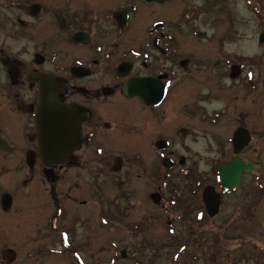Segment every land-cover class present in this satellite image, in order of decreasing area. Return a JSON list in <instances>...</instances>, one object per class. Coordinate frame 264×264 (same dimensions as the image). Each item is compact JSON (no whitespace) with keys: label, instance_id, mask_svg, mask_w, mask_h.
<instances>
[{"label":"flooded vegetation","instance_id":"flooded-vegetation-1","mask_svg":"<svg viewBox=\"0 0 264 264\" xmlns=\"http://www.w3.org/2000/svg\"><path fill=\"white\" fill-rule=\"evenodd\" d=\"M126 2L114 9L93 0L1 5L8 25L0 30L9 38L0 43V176L17 178L0 186V264H120L148 242V217L127 222L129 198L153 205V222L183 223L181 239L166 227L168 247L183 252L182 264H264V233L257 231L264 226V187L251 181L263 175L257 144L264 134L248 130L251 141L236 153L237 127L230 157L215 160L210 171L203 155L194 159L195 130L176 122L175 107L207 119L203 108L187 103L190 44L178 42L172 12L156 16L171 0ZM144 10L155 22L140 23ZM18 11L23 17L15 19ZM11 40L23 42L21 51L8 46ZM154 97L158 103L147 102ZM44 101L64 120L67 140L56 150L39 140ZM235 159L251 168L228 189L221 168ZM117 223L142 236L132 251L111 249L120 246L109 241ZM98 233L104 240L96 253ZM205 236L216 240L208 245Z\"/></svg>","mask_w":264,"mask_h":264},{"label":"rangeland","instance_id":"rangeland-1","mask_svg":"<svg viewBox=\"0 0 264 264\" xmlns=\"http://www.w3.org/2000/svg\"><path fill=\"white\" fill-rule=\"evenodd\" d=\"M4 1L0 0V8ZM126 1L93 0V6L114 9L127 4ZM6 12L8 11L3 13ZM151 12L142 11L140 23L155 22L156 19L149 16ZM163 12L164 16L166 13H173L174 32L178 42L190 44L189 53L192 55L191 61L194 62V71L186 79V87L189 88L187 103L203 108L207 122L182 115V112H179V106L175 107L174 119L177 123L193 127L195 135L192 136L189 147L191 156L199 159L203 155L207 171H210L209 167L215 160H225L230 157L231 137L237 127L258 135L264 134V43H260V36L264 35V0H171L167 8L161 6L157 8L156 16L162 18ZM3 16L0 18V27L8 25L3 22ZM12 16L16 19L23 17V13L18 11ZM8 38L0 30V43ZM109 42L113 43V38ZM8 46L13 51H21L23 42L11 40ZM221 112L224 114H220ZM215 118L217 123L214 122ZM195 136L197 138L194 144L192 142ZM257 145L260 159L264 163V139H259ZM196 150L199 152L198 156L193 153ZM15 177L17 178L13 174H2L0 186L5 187L14 182L13 186ZM248 178L244 182H249ZM255 178L256 181L253 177L251 181L264 187V170L262 176H255ZM167 194L169 195V192ZM261 199L262 204L258 211L264 212V196ZM127 202L133 204L127 213L132 217H129L127 222L134 223L141 221L142 218H149V221L143 224L145 232L143 236L147 237L148 242L136 255L128 253L126 259L121 260L120 264H136V261L143 264H182L183 252L176 248L171 249L167 244L169 239L166 227L170 225L167 222H153L155 219L153 217H156L157 213L154 206L139 205L137 200L131 198L127 199ZM95 211L97 232L101 230L97 228L99 207H96ZM163 212L164 210L159 208V216ZM17 215L18 213L14 212L10 217L14 220ZM120 225L122 226L117 223L115 228L110 230L109 241H115L120 245L111 249L132 251L135 243H139L142 236H131L128 230ZM170 227L174 228L175 236L179 235L181 239L183 223L174 222ZM257 231L264 233V226ZM116 237L119 238L116 239ZM262 238L264 239V236ZM208 239L209 236L204 237V241L211 245L216 237L212 240L210 237L211 241ZM102 240H104L103 234H96V253L100 247L98 243ZM129 256H132V259ZM223 264H226V261Z\"/></svg>","mask_w":264,"mask_h":264},{"label":"water","instance_id":"water-1","mask_svg":"<svg viewBox=\"0 0 264 264\" xmlns=\"http://www.w3.org/2000/svg\"><path fill=\"white\" fill-rule=\"evenodd\" d=\"M151 1V0H147ZM260 42L264 43V35L260 36ZM38 81L42 80V77L39 76L36 78ZM134 82V81H133ZM136 82V81H135ZM133 83L130 87H127V90L133 89L135 86ZM152 94L150 93L148 97ZM159 98L154 97L151 100H148L149 103H158ZM47 101L41 102V105L46 109H38V130H39V140L41 141V146L46 150L55 149L57 145L64 144L67 140L65 134L61 132V126L64 125V120H61L60 117H56L58 109H49V104ZM56 103V102H55ZM251 140L250 133L245 129H239L234 136V146L236 147V153L241 151V149L249 144ZM62 142V143H61ZM239 147V148H238ZM48 152V151H47ZM251 168L250 165H247L244 161L240 159H235L229 164L222 166L221 168V181L222 185L225 188H234L240 182L242 173ZM7 205V204H6Z\"/></svg>","mask_w":264,"mask_h":264}]
</instances>
